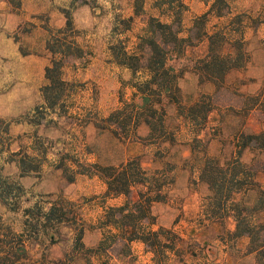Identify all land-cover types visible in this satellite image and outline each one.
<instances>
[{"label": "rangeland", "instance_id": "rangeland-1", "mask_svg": "<svg viewBox=\"0 0 264 264\" xmlns=\"http://www.w3.org/2000/svg\"><path fill=\"white\" fill-rule=\"evenodd\" d=\"M12 2L21 18L12 28L7 11L0 9V195L5 198L4 204L0 200V264L132 262L133 257L125 258L141 248L132 242L129 254H121L123 241L112 239L104 224L107 209L122 206L126 198L106 197L97 171L133 158L166 185L164 200L151 206L154 224L142 221L147 229H162L163 247L153 253L143 244L149 253L144 259L227 264L225 242L232 264H264V249L250 251L264 247V149L251 143L237 156L241 134L264 136V0ZM63 11L72 16L81 54L63 60L60 106L51 109L41 92L51 60L46 44L64 28ZM151 19L184 39L181 49L166 57L168 78L159 76L160 59L141 41ZM216 33L224 37L215 38L212 48L220 57L230 56L227 66L233 67L211 81L203 62L208 36ZM156 41L171 48L160 35ZM122 52L137 55L130 62L135 73L118 64L129 63ZM146 86L150 99L143 106L137 90ZM210 159L217 165L237 159L253 173V187L233 193L225 210L201 181ZM139 191L144 187L136 186L131 198ZM193 195L198 207L186 216L183 206H191ZM58 204L75 222L35 230L34 216L25 211L36 216L39 208L45 213ZM237 222L238 230L231 232ZM244 222L254 239L244 235L246 253L245 241L236 236Z\"/></svg>", "mask_w": 264, "mask_h": 264}, {"label": "trees", "instance_id": "trees-1", "mask_svg": "<svg viewBox=\"0 0 264 264\" xmlns=\"http://www.w3.org/2000/svg\"><path fill=\"white\" fill-rule=\"evenodd\" d=\"M7 2L10 6H13L12 0H7ZM63 13L66 19L64 28L58 29L55 34H51L46 44V49L51 55V60L49 66L45 68L47 85L42 88L41 92L45 104L51 109L60 106V95L57 94V91L59 87L65 85L62 79L63 60L74 53L81 54V49L74 39L75 31L72 16L68 11H63ZM157 35L161 36V42L166 48L168 46L171 48H161L156 41ZM222 36L224 37V35L220 33L208 36L209 54L206 56L208 60L203 62V67L204 71L211 76V79H208L211 81H214L215 77L221 78L229 68L233 67L232 64L227 66L228 60L230 62V56L226 55V57H220V53H216V50L212 48L214 39H223ZM141 41L148 46L152 55L160 59V62H158V68L161 70L159 76L163 77V79L168 78L170 69L165 68L166 57L172 53H177L181 49L184 39H179L171 30L170 25L164 24L157 19H151L148 36L141 38ZM121 55H123L126 60H129V63H125L123 59H121L118 61V64L127 66V68L135 73V66L130 62L136 61L138 59L137 55L129 56L125 52H122ZM137 91L143 94L144 106L149 102L150 95H148V92L150 89L146 86L145 90ZM163 91L169 92L170 88L165 86ZM61 104L64 105V102ZM240 137L241 140L239 141L237 156L241 154L242 150L249 148L251 143H253L251 148H256L258 150L264 149L263 134H241ZM257 142H260L261 145ZM254 145L259 147H254ZM234 160L235 162H232V164L217 165L213 159H210L205 161L203 169L201 170V181H204L213 192L215 201L220 210H225L227 208L233 193L242 192L245 188L250 189L253 187V183L250 182L253 173L250 171L249 166L244 167L237 159ZM97 172L106 186V197L125 196L126 198L122 206L109 207L107 209L104 221L105 226L110 228V233L108 234H111V238L123 241V249L120 253L124 255L129 254L130 244L135 241L143 243L153 253L157 252V249L161 247L158 237L162 233V229H147L143 227L142 221L147 220L148 224L153 225L154 223H151V221L154 220L151 216V206L156 202L164 200L163 189L166 185L163 181H160L161 179L157 176L158 174L149 176L136 158L129 159L118 167L100 168ZM136 186L144 187V191H139L137 199L134 200L131 198V194ZM0 200L3 204L5 203V198L2 195H0ZM38 212L39 213L35 216L31 214L29 210L25 211L26 214L34 216L35 225L33 226L37 231H39V228L44 230L46 226L50 224H69L76 220L75 215L62 204L50 207L45 213H42L41 208H39ZM236 212L238 214L237 216H239L240 211ZM26 224L30 225L28 221H26ZM244 225L245 229L241 232H237L236 236L246 235L252 243L254 240L252 239V231L247 227L248 224L246 222H244ZM237 230L238 222L236 226V231ZM78 232L79 236L77 241H80L81 230ZM103 243L104 239L100 240L98 246H102ZM250 249L251 253H258V251L264 249V247Z\"/></svg>", "mask_w": 264, "mask_h": 264}, {"label": "crops", "instance_id": "crops-1", "mask_svg": "<svg viewBox=\"0 0 264 264\" xmlns=\"http://www.w3.org/2000/svg\"><path fill=\"white\" fill-rule=\"evenodd\" d=\"M21 1H27V0H21ZM0 9L4 10V11H7V21L9 23H11V24H9V25H11L10 26L11 28L13 26L17 25L18 23H20V21H21L20 15L16 14L15 12H13L11 10L7 0H0ZM191 200H192L191 206H189V205H187V206L184 205L183 206V209H184V211L186 213L185 214L186 216H188L190 214H193L195 212V210L197 209V207H198V200L196 199V197L194 195L191 196ZM177 223L179 224V223H184V222H183V220H179V222H177ZM235 228L236 227H235V224H234L233 227H231V232H233L235 230ZM238 239L241 240V241L242 240L245 241V244L241 248H243L244 252L246 253L247 244H248L247 238H245L244 235H241V236H239ZM132 244H135V246H139L141 248L142 252H136V251L132 250L131 254H129V256L125 258L127 260V259L133 257L132 262L120 261V262H118V264H153V261L151 260V257H149L147 260L144 259V258H146V256L149 255V253L144 251L143 243L137 241V242H133ZM221 245H222L221 248L223 249V253H224L223 254L224 258L228 257L227 264H232V261H230V255H229V250H228L229 248H228L227 243L222 242ZM209 248H210V246H209ZM212 262H214V259H212ZM225 262H226V260H225Z\"/></svg>", "mask_w": 264, "mask_h": 264}]
</instances>
